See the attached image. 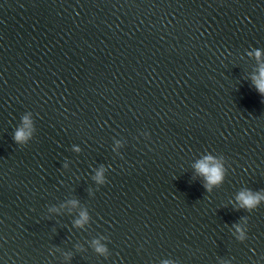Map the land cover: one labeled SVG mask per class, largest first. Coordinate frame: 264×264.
Instances as JSON below:
<instances>
[{
	"label": "water",
	"instance_id": "obj_1",
	"mask_svg": "<svg viewBox=\"0 0 264 264\" xmlns=\"http://www.w3.org/2000/svg\"><path fill=\"white\" fill-rule=\"evenodd\" d=\"M0 264H264V0H0Z\"/></svg>",
	"mask_w": 264,
	"mask_h": 264
}]
</instances>
